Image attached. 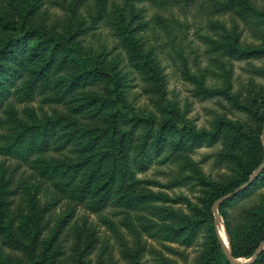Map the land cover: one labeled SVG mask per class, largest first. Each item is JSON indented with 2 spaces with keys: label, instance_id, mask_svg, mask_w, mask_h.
Listing matches in <instances>:
<instances>
[{
  "label": "trees",
  "instance_id": "1",
  "mask_svg": "<svg viewBox=\"0 0 264 264\" xmlns=\"http://www.w3.org/2000/svg\"><path fill=\"white\" fill-rule=\"evenodd\" d=\"M199 1L0 0V156L15 160L49 184L57 196L92 214L114 209L126 219L135 217L154 237L185 247L203 235L200 263L231 264L216 232L212 206L247 183L264 163L262 133H247L228 121L220 122L214 131H197L185 123L178 108L165 106L166 77L160 67L163 52H169L181 77L194 86L196 98H216L220 91L207 86L205 74L191 72L185 31L174 15L171 19L157 16L166 40L162 47L147 41L148 47L142 32L151 30L149 24L135 25L130 15L131 2H147L159 11L180 6L189 12ZM205 3L208 7L200 6L209 15L232 14L243 22L261 45L246 48L240 42V29L232 31L212 23L210 30L216 38L197 34L209 54L236 61L264 57V9L251 0ZM46 5L74 14L88 9L94 13L91 23L87 17L77 30L70 24L57 32L61 26L49 30L40 22ZM99 27L108 30L158 112L141 114L132 108L129 82L116 60L109 62L113 55L107 45L88 50L86 40L95 37ZM37 103L38 108L33 106ZM257 117L264 128V113ZM224 130L230 149H246L250 159L248 163L239 160L240 170L230 182L211 186L201 205L189 203V214L168 206L176 203L168 195L151 191L149 186L155 183L139 179L155 165H180L183 173L189 166L194 170L188 156L205 144L214 146ZM9 174L0 166V240L6 248L21 253L23 260L0 256V264H58L57 243L64 229L42 241L50 228L44 213L38 211L31 224L26 221L18 228L4 221L17 188ZM184 182L181 179L175 187ZM263 186L264 172L219 209L236 259H251L264 241V216L242 212L232 220L223 208L252 197L253 190ZM78 264L83 262L78 260ZM252 264H264V249Z\"/></svg>",
  "mask_w": 264,
  "mask_h": 264
},
{
  "label": "rangeland",
  "instance_id": "2",
  "mask_svg": "<svg viewBox=\"0 0 264 264\" xmlns=\"http://www.w3.org/2000/svg\"><path fill=\"white\" fill-rule=\"evenodd\" d=\"M251 1L258 9H264V0ZM200 5L208 7L202 0L189 12L180 6L159 11L147 2H131L130 15L134 18L135 25L148 23L150 26L149 32H142L147 45L149 41L163 46L166 40L163 39V27L158 24L157 16L171 19L174 15L182 23L181 29L185 31L184 48L189 57L191 72L197 75L205 74L207 86L220 91V96L216 98H196L194 86L181 77L178 64L170 58L169 52H163L160 56V67L166 77L165 101L168 105L165 106L178 108L185 123L192 125L197 131H214L220 122L228 121L233 127L241 126L247 133L263 134L262 121L257 116L264 113V57L236 61L211 55L197 34L216 38L210 26L212 23H220L228 30L240 29V42L246 48L257 49L261 48V45L253 38L251 29H246L245 24L236 20L232 14L211 16ZM81 11L74 14L73 11L66 12L46 5L40 14V22L49 30L61 26L55 30L57 32L66 29L70 24L77 30L83 26L82 22L87 17L91 23L94 13L90 14L89 9ZM94 36L87 38L86 47L88 50L97 51L108 46V52L113 55L109 57V62L113 63L115 59L129 82L132 108L141 111V114L158 112L153 100L145 93L141 79L129 69L124 54L117 49V44L110 37L108 30L99 27ZM38 105L37 103L33 106L38 108ZM250 112L252 114H249ZM226 133L224 130L222 139L214 146L205 144L188 156L194 170L189 166V170L183 173L180 171V165H155L147 173L139 175V179L155 183L149 186L151 191L168 195L176 201L168 206L189 214V203L201 205L211 186L230 182L240 170L239 160H242V163L246 160L248 163L250 159L246 149L235 152L230 149ZM0 166L10 172L9 175L14 177L17 186L15 195L10 197L12 202L9 204V216H3L4 221L18 228L26 221L31 224L38 211L44 213L50 228L42 237V241H49L64 229L57 243L60 246L58 264H78V260L83 264H201L205 241L203 235L191 247L162 241L154 237L149 230L146 231L144 224L135 217L126 219L111 208L100 215L92 214L60 198L49 184H45L13 159L0 156ZM181 179H184L185 184L175 187V183ZM223 212L232 220L242 212L260 213L264 216V186L254 189L252 197L243 198L235 205H227ZM214 224L219 238L227 248L228 239L224 224L215 223V219ZM0 256L11 261H18V258L23 260L21 253L6 248L1 240ZM240 260L248 261L245 258Z\"/></svg>",
  "mask_w": 264,
  "mask_h": 264
},
{
  "label": "water",
  "instance_id": "3",
  "mask_svg": "<svg viewBox=\"0 0 264 264\" xmlns=\"http://www.w3.org/2000/svg\"><path fill=\"white\" fill-rule=\"evenodd\" d=\"M262 138L264 139V128H263V134H262ZM264 172V163L259 167V169L250 177L249 181L247 183H245L242 187H240L239 189H237L235 192L227 194L225 196H223L222 198L218 199L212 206V212L214 214L215 217V223H222L224 224L223 221V217L221 216L219 209L222 206L223 203H225L226 201L232 199L233 197H235L236 195H238L239 193L247 190L250 185H252L256 179L259 178V176ZM226 233V237L228 239V247L226 248L224 246V243H222L223 246V250L224 253L227 257V259L230 261L231 264H252L256 261V259L258 258V256L261 254V252L264 249V241L260 244V246L258 247V249L256 250L255 254L253 255V257L251 259H249L246 262H242L240 259H236L233 254H232V250L230 247V239L229 236Z\"/></svg>",
  "mask_w": 264,
  "mask_h": 264
}]
</instances>
